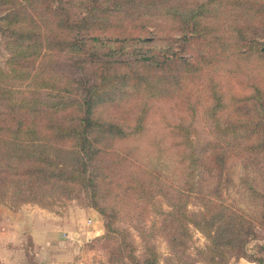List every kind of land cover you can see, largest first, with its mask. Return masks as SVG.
Listing matches in <instances>:
<instances>
[{"label":"rangeland","instance_id":"1","mask_svg":"<svg viewBox=\"0 0 264 264\" xmlns=\"http://www.w3.org/2000/svg\"><path fill=\"white\" fill-rule=\"evenodd\" d=\"M79 1L63 0L64 11L35 21L17 12L23 34L17 40L0 21V72L6 74L0 89L8 97L1 111L7 112L11 97L32 98L46 114H26L27 120L73 122L81 114L75 103L93 87L102 98L93 107L97 120L118 122L130 132L143 116L141 132L97 141L105 150L92 154L100 172L95 193L70 185L69 197L39 206L60 216L77 209L98 215L100 235L70 238L75 262L113 264L112 248L121 241L130 243L122 248L125 261L127 249L134 247L140 259L148 245L161 264H205L200 251L207 238L189 218L196 219L206 193L221 196L250 223L242 254L229 264H264V35L252 28L264 23V10L256 8L264 0H89V19L71 26L66 17L82 14ZM198 2L208 3L199 12L201 35L184 39L180 28L188 15L182 12ZM253 37L258 51L232 53ZM74 38L84 41L83 51L71 43ZM173 53L184 60H166ZM156 58L166 66L139 63ZM162 72L166 78L155 86L140 82V75L154 81ZM177 124L189 132L180 134ZM184 136L194 151L182 143ZM92 199L107 215L91 206ZM174 205L180 207L170 214ZM107 222L123 234L106 238Z\"/></svg>","mask_w":264,"mask_h":264},{"label":"trees","instance_id":"2","mask_svg":"<svg viewBox=\"0 0 264 264\" xmlns=\"http://www.w3.org/2000/svg\"><path fill=\"white\" fill-rule=\"evenodd\" d=\"M63 0H0V12L6 13L0 17L1 22H6L7 28H11L16 34L14 39L22 38L20 32L21 22L18 19V13L25 14L31 21L43 19L48 13L50 16L57 15L64 11L61 2ZM68 4L71 0H68ZM92 1V0H91ZM243 0H234V3ZM89 0H81L77 4L81 5V15L70 13V17H66L67 23L71 26L81 27V23H85L91 16L93 10L87 6ZM211 3H216L215 0ZM208 3L198 2L196 6L189 4L188 11L182 12L188 17L184 19L181 26L180 34L184 39L198 38L200 36V24L202 18L199 12L202 11ZM250 4V3H249ZM259 12H263L264 5L256 3ZM8 20V22H7ZM62 18H60V21ZM18 23L16 27H12L14 23ZM256 35H264V23L261 29L252 26ZM237 31L241 33L242 27H238ZM80 38H74L71 43L77 46V50L83 51L84 41ZM141 41L144 38H138ZM233 47L236 43L232 41ZM259 42L253 37L241 44L243 47L233 48L235 51H258ZM28 44L24 50H27ZM261 51L264 52V49ZM90 55H97L91 53ZM139 63L151 64L155 68L165 67L166 60L176 62L178 59L173 53L171 57L158 60L142 59ZM138 60H134L137 63ZM188 64H193L191 60H186ZM179 64V63H177ZM15 71L16 69L13 68ZM6 74L0 72V76ZM130 79V74H127ZM166 78L162 72L154 81L148 80L144 75H140V82L143 86H155L156 82ZM11 92V89L5 87ZM4 88L0 89V107L3 99ZM102 98L98 97V91L95 88H87L86 95L81 103H75L77 109L81 113L79 118L73 122L53 121L51 123L38 122L32 118L27 120L24 115L29 114L32 117L38 113L46 114L45 110H41L35 106L33 99L29 98H9L7 112L0 110V205H6L12 209H19L25 204H36L41 207H50L55 202H61L64 197H69L70 185H81L84 188V194L91 195L96 192L97 181L100 179V172L95 166V161L99 152H103L97 141L106 138H125L135 133H139L143 128V116L141 114L134 120V127L130 132L126 131L122 124L115 121H101L93 116V107ZM215 107L213 108V110ZM178 132L186 134L189 132V126L177 124ZM97 135L100 138H97ZM68 141L69 144L62 142ZM183 144H188L190 151H194V144L191 139L184 136ZM96 151L97 155L94 154ZM185 155H183V158ZM191 162L195 163L194 154L189 155ZM94 161V162H93ZM188 190V188L186 187ZM93 206L100 213L107 215L102 206L91 201ZM174 210L170 214H174L180 206L174 205ZM221 207L222 209L220 210ZM200 211L196 214V219H191L194 225L204 234L208 243L202 253V259L205 264H229L232 256L242 254V248L246 241L248 228L245 224L249 221L240 211L226 205L221 196L208 195L202 193ZM178 217V216H177ZM264 217V214H263ZM179 219V218H177ZM252 220V219H251ZM250 220V221H251ZM106 238L116 239L117 235L123 234L121 228L110 226V222L105 225ZM176 239L175 236L172 240ZM129 242L124 244L119 242L116 247L112 248L114 259L113 264H161L158 260V253L155 246H148L144 255L135 256L134 247L127 249L126 256L123 258L126 250L129 248Z\"/></svg>","mask_w":264,"mask_h":264},{"label":"crops","instance_id":"3","mask_svg":"<svg viewBox=\"0 0 264 264\" xmlns=\"http://www.w3.org/2000/svg\"><path fill=\"white\" fill-rule=\"evenodd\" d=\"M102 232L93 210L60 216L36 204L16 210L0 205V264H77L69 247L71 236L95 237Z\"/></svg>","mask_w":264,"mask_h":264}]
</instances>
